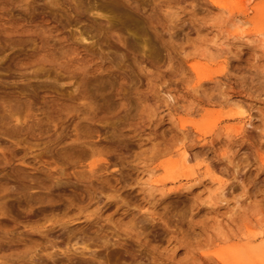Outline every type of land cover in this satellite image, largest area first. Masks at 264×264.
<instances>
[{
    "label": "rangeland",
    "instance_id": "obj_1",
    "mask_svg": "<svg viewBox=\"0 0 264 264\" xmlns=\"http://www.w3.org/2000/svg\"><path fill=\"white\" fill-rule=\"evenodd\" d=\"M0 264H264V0H0Z\"/></svg>",
    "mask_w": 264,
    "mask_h": 264
},
{
    "label": "bare ground",
    "instance_id": "obj_2",
    "mask_svg": "<svg viewBox=\"0 0 264 264\" xmlns=\"http://www.w3.org/2000/svg\"><path fill=\"white\" fill-rule=\"evenodd\" d=\"M192 186V185H191Z\"/></svg>",
    "mask_w": 264,
    "mask_h": 264
}]
</instances>
